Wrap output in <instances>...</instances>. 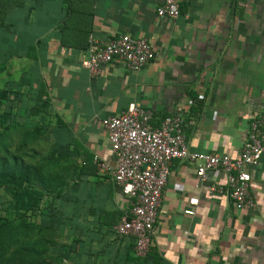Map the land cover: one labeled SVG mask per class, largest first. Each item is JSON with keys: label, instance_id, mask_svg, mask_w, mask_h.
<instances>
[{"label": "crops", "instance_id": "0c3cea01", "mask_svg": "<svg viewBox=\"0 0 264 264\" xmlns=\"http://www.w3.org/2000/svg\"><path fill=\"white\" fill-rule=\"evenodd\" d=\"M32 1L19 41L47 85L74 264H264V153L248 168L254 204L242 209L226 191H210L227 187L223 170L200 181L196 163L173 159L145 257L133 235H118L128 198L93 161L116 164L102 120L132 102L153 112V127L180 115L190 150L238 157L250 122L264 113V0H178L177 18L157 14L164 0ZM121 34L147 37L155 58L139 71L116 58L99 75L82 65L91 35L106 42ZM30 43L37 59L27 58Z\"/></svg>", "mask_w": 264, "mask_h": 264}, {"label": "built area", "instance_id": "2783aa9c", "mask_svg": "<svg viewBox=\"0 0 264 264\" xmlns=\"http://www.w3.org/2000/svg\"><path fill=\"white\" fill-rule=\"evenodd\" d=\"M157 14L177 18L181 14L178 0H164L158 6ZM88 43L82 65L93 75L101 74L103 66L116 58L124 60L128 69L139 71L156 55L145 36L121 34L105 42L91 35ZM152 117L150 109L139 102H132L119 115L104 118L102 125L108 131L116 164L112 166L97 156L93 160L100 174L110 175L128 198L129 207L116 225V231L120 236L135 237L134 250L139 257H145L153 244L173 159L196 163L200 181L206 180L209 170H223L227 175V187L212 184L210 191H226L236 207L242 209L254 204L248 168L258 164L264 153V113L250 122L246 141L236 158L228 154L190 150L180 115L163 118L157 127L151 125ZM197 203V198L190 199L191 205ZM185 212L194 214L192 208Z\"/></svg>", "mask_w": 264, "mask_h": 264}, {"label": "rangeland", "instance_id": "374dc122", "mask_svg": "<svg viewBox=\"0 0 264 264\" xmlns=\"http://www.w3.org/2000/svg\"><path fill=\"white\" fill-rule=\"evenodd\" d=\"M10 37L0 34V88L9 91L10 102L4 109L22 126L7 132L0 127V170L27 172L31 180L42 178L55 192L64 187L67 170L51 141L53 115L35 108L37 76L31 73L21 42L15 44ZM65 203L63 196L53 199L48 191L39 211L29 213L23 222L12 206L9 188L0 186V264H74L70 243L64 240Z\"/></svg>", "mask_w": 264, "mask_h": 264}, {"label": "trees", "instance_id": "16d2710c", "mask_svg": "<svg viewBox=\"0 0 264 264\" xmlns=\"http://www.w3.org/2000/svg\"><path fill=\"white\" fill-rule=\"evenodd\" d=\"M32 0H0V34L1 36L9 35L11 41L17 44L21 38L18 25L23 23L26 17H31L34 10ZM25 50L23 42L19 43ZM18 46V45H17ZM27 58L37 59L36 48L31 43L27 48ZM35 77V76H33ZM39 91L38 100L35 108L44 113L51 112L50 98L48 97L47 85L41 78H36ZM10 102L9 91L6 88H0V127L3 131H10L22 126V122L16 119H10L9 110L4 109L3 105ZM0 186L9 188L13 208L20 213L21 221L26 222L29 213L36 214L47 195L48 191L53 199L63 196L64 187L53 191L45 180L40 178L37 182L31 180L27 172H17L9 167L0 170ZM24 215V216H23ZM27 215V216H26Z\"/></svg>", "mask_w": 264, "mask_h": 264}]
</instances>
